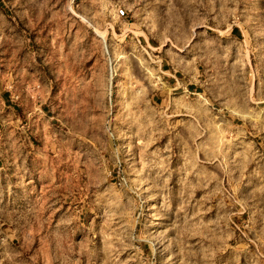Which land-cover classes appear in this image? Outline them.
Masks as SVG:
<instances>
[{
  "label": "rangeland",
  "instance_id": "374dc122",
  "mask_svg": "<svg viewBox=\"0 0 264 264\" xmlns=\"http://www.w3.org/2000/svg\"><path fill=\"white\" fill-rule=\"evenodd\" d=\"M0 264H264V0H0Z\"/></svg>",
  "mask_w": 264,
  "mask_h": 264
},
{
  "label": "built area",
  "instance_id": "2783aa9c",
  "mask_svg": "<svg viewBox=\"0 0 264 264\" xmlns=\"http://www.w3.org/2000/svg\"><path fill=\"white\" fill-rule=\"evenodd\" d=\"M117 175H118L119 182H121V180H124V177L120 176V172L119 171H117Z\"/></svg>",
  "mask_w": 264,
  "mask_h": 264
}]
</instances>
